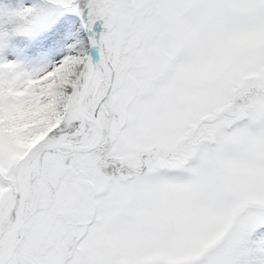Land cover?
<instances>
[{
    "label": "snow or ice",
    "instance_id": "snow-or-ice-1",
    "mask_svg": "<svg viewBox=\"0 0 264 264\" xmlns=\"http://www.w3.org/2000/svg\"><path fill=\"white\" fill-rule=\"evenodd\" d=\"M0 264H264V0L0 2Z\"/></svg>",
    "mask_w": 264,
    "mask_h": 264
},
{
    "label": "rangeland",
    "instance_id": "rangeland-1",
    "mask_svg": "<svg viewBox=\"0 0 264 264\" xmlns=\"http://www.w3.org/2000/svg\"><path fill=\"white\" fill-rule=\"evenodd\" d=\"M3 2V1H0ZM14 2H18V0H14ZM28 128L27 124L21 125L20 128L18 129L19 132H23Z\"/></svg>",
    "mask_w": 264,
    "mask_h": 264
},
{
    "label": "trees",
    "instance_id": "trees-1",
    "mask_svg": "<svg viewBox=\"0 0 264 264\" xmlns=\"http://www.w3.org/2000/svg\"><path fill=\"white\" fill-rule=\"evenodd\" d=\"M0 1H3V0H0Z\"/></svg>",
    "mask_w": 264,
    "mask_h": 264
}]
</instances>
